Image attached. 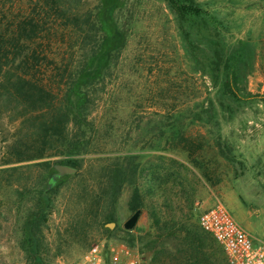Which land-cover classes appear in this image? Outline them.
<instances>
[{
  "label": "rangeland",
  "instance_id": "obj_1",
  "mask_svg": "<svg viewBox=\"0 0 264 264\" xmlns=\"http://www.w3.org/2000/svg\"><path fill=\"white\" fill-rule=\"evenodd\" d=\"M193 2L200 17L180 25L166 0H0V61L30 57L47 89L34 99L0 91V264H71L94 245L108 264H187L197 246L204 264H229L197 222L198 208L217 202L264 239V0ZM216 41L241 89L259 96L231 99L212 82ZM93 51L91 76L70 94L72 114L86 99L77 128L59 109ZM82 131L88 144L70 154ZM68 159L76 172L36 206L37 189ZM117 168L126 183L111 202Z\"/></svg>",
  "mask_w": 264,
  "mask_h": 264
},
{
  "label": "trees",
  "instance_id": "obj_2",
  "mask_svg": "<svg viewBox=\"0 0 264 264\" xmlns=\"http://www.w3.org/2000/svg\"><path fill=\"white\" fill-rule=\"evenodd\" d=\"M168 7L172 10V12L176 15L178 18L179 24L183 25L184 22L188 21L189 18H196L200 17L201 9L200 7L196 6L194 4L193 0H166ZM202 21L204 19L201 18ZM21 23V21H18V24ZM198 23V21H197ZM184 40L186 42L187 47L190 50V53L192 54L193 58H195L194 50L196 49V44L191 39L189 32L185 33ZM213 50L212 55L209 60V63L207 64L205 72L209 75L210 79L215 85H219L220 91L223 93V95L231 98V99H240V98H249L250 96H259V95H250V93L246 92V90L241 89L239 82L240 78L237 72V69L235 65L231 63L229 58L225 55L221 44L216 41L213 42ZM30 46V45H29ZM29 46H24L25 49ZM20 47V46H18ZM33 48V52L36 51ZM30 49V48H28ZM27 49V51H28ZM95 46L90 47L89 50H94ZM96 51L92 52V55L85 58L83 61H81L76 67V70L74 71V76L69 78V82L66 83V88L64 92V98H63V105L61 109H59V112L61 113V118H67V121L65 119V122H69L68 118H72V115H74V119L76 121L77 128H79L77 122L79 125L85 126L87 123H84V119L82 118V108L84 104L86 103V99L84 101H81V104L78 107V113L72 114L71 109L73 101L70 100V94L71 92H74V86L79 87L81 85H85L87 83V80L85 81V78L91 76V68H93L94 63L96 62L95 59ZM30 57L27 56V58H22L20 60H13L8 64L3 65V63L0 61V91H4V93L8 97H14L15 95H22V98L25 94L28 96H31V99H34L36 97V94H40L41 91H46L45 84H42L39 79H36L33 74L29 73V70L32 68H37V63L32 61ZM24 67L28 69L25 72H21V68ZM4 70L8 71L4 74ZM10 72V74H9ZM78 89H81L78 88ZM260 98L264 101V95H260ZM83 98V96H81ZM25 100V99H24ZM27 101V100H25ZM63 115V116H62ZM81 116V117H79ZM62 120V119H61ZM66 123V124H67ZM50 126L52 125V130L55 129L56 123H53V121H49ZM60 122H58V126ZM51 131V130H50ZM78 134V138L76 140H70L67 142L66 147L70 154H77L81 153V148L85 144H88V140L85 138V131H82V136ZM59 163L67 164L75 167L78 169L79 163L77 159H68L64 161H60ZM50 166L49 163H47V166ZM1 170V169H0ZM1 172V171H0ZM112 175L109 177V186H108V192L109 197L111 198V202H114L115 199L118 196V193L121 189V187L126 183V179L123 176L124 172L121 170V168H117L114 171H111ZM110 172V173H111ZM62 177L59 176L56 172H52L47 178L43 181V185L37 189L36 191V206L40 205V202L42 199L47 197V194L54 190L56 187L59 179ZM48 200V198H46ZM39 211V209H38ZM37 213L31 214L30 218H32V222L29 223L31 226H38L40 224L41 219L36 217ZM189 240V239H188ZM200 243L197 241V239H193L192 241H185V244L193 245V243ZM194 247L192 248V251H194L193 257L194 260L187 264H204L203 259L196 258L198 250H194ZM200 256H202L203 253H198ZM186 255V253H185ZM189 259V258H188Z\"/></svg>",
  "mask_w": 264,
  "mask_h": 264
},
{
  "label": "built area",
  "instance_id": "obj_3",
  "mask_svg": "<svg viewBox=\"0 0 264 264\" xmlns=\"http://www.w3.org/2000/svg\"><path fill=\"white\" fill-rule=\"evenodd\" d=\"M197 222L224 250L229 264H264V239L242 226L228 208L217 202L198 208ZM71 264H108L98 245Z\"/></svg>",
  "mask_w": 264,
  "mask_h": 264
},
{
  "label": "water",
  "instance_id": "obj_4",
  "mask_svg": "<svg viewBox=\"0 0 264 264\" xmlns=\"http://www.w3.org/2000/svg\"><path fill=\"white\" fill-rule=\"evenodd\" d=\"M54 168L56 170V173L60 176L62 175H70L76 172V168L71 166V165H67V164H55ZM140 214V210H136L123 224L124 228L126 229H131L132 227H134L138 217Z\"/></svg>",
  "mask_w": 264,
  "mask_h": 264
}]
</instances>
